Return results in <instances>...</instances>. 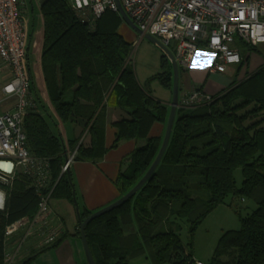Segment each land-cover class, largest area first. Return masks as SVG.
Returning a JSON list of instances; mask_svg holds the SVG:
<instances>
[{
	"label": "trees",
	"instance_id": "obj_1",
	"mask_svg": "<svg viewBox=\"0 0 264 264\" xmlns=\"http://www.w3.org/2000/svg\"><path fill=\"white\" fill-rule=\"evenodd\" d=\"M41 11L45 24L41 63L51 103L62 121L81 118L91 134L90 146L80 144L74 160L95 161L105 155L108 105L117 104L130 114L115 123L119 133L114 145L145 140L121 175L125 194L156 158L162 139L149 132L154 122H167L168 110L140 86L129 61L131 44L118 33L122 18L117 12L107 10L91 26L76 17L69 0H45ZM163 67L157 77L171 87V65L165 55ZM32 91L35 107L24 121L29 149L50 160L57 181L53 197L74 201L70 167L62 173L68 159L65 143L53 129L52 117L43 113L33 83ZM238 169L243 176L240 186ZM229 195L253 200L256 207L241 216L240 228L222 234L208 264H264V68L234 81L209 104L177 109L169 145L150 179L131 199L86 225L96 264H131L146 253L151 264L194 261L182 242L183 224L189 223L193 234ZM38 201L31 180L19 173L0 208V264H6V227L33 216Z\"/></svg>",
	"mask_w": 264,
	"mask_h": 264
},
{
	"label": "built area",
	"instance_id": "obj_2",
	"mask_svg": "<svg viewBox=\"0 0 264 264\" xmlns=\"http://www.w3.org/2000/svg\"><path fill=\"white\" fill-rule=\"evenodd\" d=\"M133 23L144 33L156 37L184 69L191 66L199 46L205 44L217 55L210 72H224L228 64L240 63L242 57L232 44L237 40L248 45L264 42V0H119ZM76 17L94 25L107 10L119 12L117 0H69ZM24 0H0V72L11 74L3 91L17 99L15 107L0 112V193L19 175H26L39 197L36 213L9 224L6 240L15 239L5 254L6 264H15L21 247L31 238L43 246L54 244L64 231L55 219L51 201L57 181L53 179L50 160L36 156L28 146L24 121L35 107L29 63V31L24 16ZM164 55L171 61L169 55ZM213 95L197 88L179 98L178 108H196L211 103ZM88 130L86 131V133ZM76 152L62 167L68 170ZM196 264H203L201 261Z\"/></svg>",
	"mask_w": 264,
	"mask_h": 264
},
{
	"label": "crops",
	"instance_id": "obj_3",
	"mask_svg": "<svg viewBox=\"0 0 264 264\" xmlns=\"http://www.w3.org/2000/svg\"><path fill=\"white\" fill-rule=\"evenodd\" d=\"M24 1V16L30 35L33 27H36L40 22L44 39L45 24L41 5L45 0ZM122 23L118 28V33L131 44L132 50L129 55V61L134 68L136 78L140 86L168 110L169 117L173 98L174 76L171 61L167 58L171 65L172 73V86L169 87L157 77L163 74L165 70L163 67V50L157 44L138 34L131 26H128L129 24ZM232 46L239 50L242 61L240 63L228 64L224 72H210V66L216 60L217 55L210 51L205 44H201L198 49L200 55H196L194 61L204 66L193 67V63L186 69L179 66V98L183 94L197 88L210 95H216L228 88L234 81H243L261 68H264V42L258 45H248L237 39ZM41 56L42 50L39 55V64L35 76L31 68V82L43 103L45 110H42L43 113L48 112L52 117L54 122L52 127L61 135L65 143L66 156L69 157L77 151L80 144L90 146L91 134L86 127L87 123L85 120L79 118L77 121L64 122L57 115L46 87ZM29 58L31 59L30 39ZM209 58L211 59L210 63L208 62ZM2 64L3 61L0 57V66ZM10 77L11 74L8 70L0 72V112L12 110L17 102L15 97H8L3 91V86ZM71 97L72 94L68 92L66 98L71 100ZM129 118V112L121 106L117 104L108 105L105 155L95 161L73 160L70 164L79 209H77L74 201L53 197L51 207L55 219H60L63 223L64 231L62 236L57 243L47 246H43L38 238H31L21 247L18 254V264L30 258L32 260L27 264H88L81 235L78 233L80 216L82 217L84 213L91 214L124 195L120 189L121 175L129 168L134 151L145 144V140L143 139H128L114 145L119 133V129L115 123ZM166 126L167 122H154L149 136L161 138L163 141ZM87 130L88 132L86 133ZM134 227L136 228V225ZM129 232L130 229L127 228L126 233ZM8 242L11 244L15 242V239H11ZM138 258H141L142 262H138ZM131 264H151V260L146 253L132 259Z\"/></svg>",
	"mask_w": 264,
	"mask_h": 264
},
{
	"label": "rangeland",
	"instance_id": "obj_4",
	"mask_svg": "<svg viewBox=\"0 0 264 264\" xmlns=\"http://www.w3.org/2000/svg\"><path fill=\"white\" fill-rule=\"evenodd\" d=\"M122 22V24L128 25L124 20H122ZM29 39L31 56L29 60L35 76L39 64V55L43 46V34L40 22L36 27H33L31 35L29 32ZM201 110L202 108H198L196 111ZM186 111L192 112L191 109ZM235 175L237 185L240 186L243 180L242 170L238 169ZM1 195L3 201L5 195L3 193H1ZM255 207L256 203L253 200L229 195L226 198V203L217 206L209 213L202 223L197 226L193 234L190 232V224L184 223L181 229L182 242L185 247L192 252L194 261H201L203 264H208L213 257L222 234L229 229L240 228L241 216H246L251 213ZM13 247L14 244L12 246V243H9V245H7V250H12ZM137 261L142 262L141 258H138ZM15 264H18V257Z\"/></svg>",
	"mask_w": 264,
	"mask_h": 264
},
{
	"label": "water",
	"instance_id": "obj_5",
	"mask_svg": "<svg viewBox=\"0 0 264 264\" xmlns=\"http://www.w3.org/2000/svg\"><path fill=\"white\" fill-rule=\"evenodd\" d=\"M117 1H118L119 12H120L121 18L127 24H129L138 34H140L141 36L150 40L151 42L157 44L163 51H165L169 55V57L171 59V64L173 66V74H174V76H173V98H172V102H171L170 114H169L168 121H167L166 132H165L160 150H159L156 158L154 159L153 163L151 164V166L149 167L147 172L144 174V176L139 180V182L134 187H132L127 193H125L118 200H116L113 203L91 213L86 218H82L80 216L79 229H80V235H81V239H82V243H83V247H84V251H85V255H86V259H87L88 264H96V261L94 259L91 247L89 245V242H88V239L86 236V232H85L86 225H88L92 220L116 209L117 207H119L120 205H122L123 203H125L126 201L131 199L143 187V185L150 179V177L153 175L155 170L160 165V163L163 159V156L167 150V147L169 145L171 135H172L173 126H174L176 115H177L178 102H179V73H178L179 65H178L175 57L173 56L171 51L168 48H166L156 37H154L150 34H144L130 19V17L125 12L120 1L119 0H117ZM73 193H74V203L76 204L77 209H79L75 190L73 191ZM188 264H196V263L194 261H190Z\"/></svg>",
	"mask_w": 264,
	"mask_h": 264
},
{
	"label": "snow or ice",
	"instance_id": "obj_6",
	"mask_svg": "<svg viewBox=\"0 0 264 264\" xmlns=\"http://www.w3.org/2000/svg\"><path fill=\"white\" fill-rule=\"evenodd\" d=\"M200 53H197V56H199ZM209 63L211 62V59L209 58ZM204 65L198 64L196 61L193 62V67H203ZM0 167L10 168V165H0Z\"/></svg>",
	"mask_w": 264,
	"mask_h": 264
},
{
	"label": "clouds",
	"instance_id": "obj_7",
	"mask_svg": "<svg viewBox=\"0 0 264 264\" xmlns=\"http://www.w3.org/2000/svg\"><path fill=\"white\" fill-rule=\"evenodd\" d=\"M6 170H11V167L10 168H6ZM3 206V203H2V195H0V207H2Z\"/></svg>",
	"mask_w": 264,
	"mask_h": 264
}]
</instances>
